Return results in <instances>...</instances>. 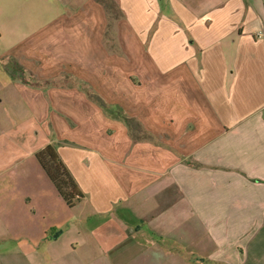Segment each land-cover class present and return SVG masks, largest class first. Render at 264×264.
<instances>
[{
	"label": "crops",
	"instance_id": "obj_1",
	"mask_svg": "<svg viewBox=\"0 0 264 264\" xmlns=\"http://www.w3.org/2000/svg\"><path fill=\"white\" fill-rule=\"evenodd\" d=\"M72 2L0 54V264H264V0Z\"/></svg>",
	"mask_w": 264,
	"mask_h": 264
},
{
	"label": "rangeland",
	"instance_id": "obj_2",
	"mask_svg": "<svg viewBox=\"0 0 264 264\" xmlns=\"http://www.w3.org/2000/svg\"><path fill=\"white\" fill-rule=\"evenodd\" d=\"M74 4L75 2H72V6H67L65 0H0V54H3L2 60L5 62L4 59L8 58L5 53L10 46L22 42L27 34H33L38 28L56 17H59V20L51 24V27L58 28V22L63 20V16L74 10ZM44 42H48V40H43ZM49 42L52 44L51 41ZM37 43L40 42L37 41ZM44 46L48 48L47 44Z\"/></svg>",
	"mask_w": 264,
	"mask_h": 264
},
{
	"label": "trees",
	"instance_id": "obj_3",
	"mask_svg": "<svg viewBox=\"0 0 264 264\" xmlns=\"http://www.w3.org/2000/svg\"><path fill=\"white\" fill-rule=\"evenodd\" d=\"M35 157L67 206H73L83 197L76 181L52 145L38 150Z\"/></svg>",
	"mask_w": 264,
	"mask_h": 264
}]
</instances>
